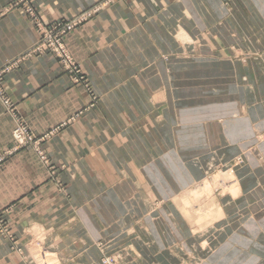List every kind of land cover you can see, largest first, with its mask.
<instances>
[{
    "label": "crops",
    "instance_id": "0c3cea01",
    "mask_svg": "<svg viewBox=\"0 0 264 264\" xmlns=\"http://www.w3.org/2000/svg\"><path fill=\"white\" fill-rule=\"evenodd\" d=\"M14 1L0 0V69L39 40L29 16L9 10ZM99 1L32 3L50 25ZM224 1L121 0L77 28L66 44L99 96L93 106L91 93L75 86L50 54L27 58L6 74V91L37 136L70 123L44 144L58 181L31 149L0 164V210H8L18 248L25 252L29 238L41 231L62 264H101L95 243L109 241L106 250H116L124 238L131 245L127 264L134 252L139 262L169 264L176 256L173 236L168 241L167 214L157 212L168 199L175 202L215 172L233 168L232 160L247 155L252 144L249 161L264 169V139L257 140L264 132V0H232L230 12ZM221 43L242 50L246 45L245 51L261 57L217 61L210 54ZM188 50L195 55L187 57L190 63L184 60ZM185 68L192 72L184 74ZM187 76L195 84L184 85ZM15 123L0 99V155L12 146ZM239 181L234 196L246 200ZM144 235L154 242L136 239ZM12 247L0 238V264H27ZM206 253L209 264H264L259 245L251 252L214 245Z\"/></svg>",
    "mask_w": 264,
    "mask_h": 264
},
{
    "label": "rangeland",
    "instance_id": "374dc122",
    "mask_svg": "<svg viewBox=\"0 0 264 264\" xmlns=\"http://www.w3.org/2000/svg\"><path fill=\"white\" fill-rule=\"evenodd\" d=\"M29 1L32 7L34 8L40 22L44 24L41 21V18L34 7L32 0ZM118 1L121 0H101L95 6L85 10L84 12H82L81 14H79L74 18L58 19L52 22L50 25L55 26L58 21L61 22V21H68V20L82 18L84 21L82 22L81 25L77 27L79 28L80 26L88 22L91 18H93L95 15H97L99 12H101L103 9ZM223 5L225 6L228 12L232 10V0H225L223 2ZM19 8L22 9V11H24L27 14V16H29L31 22L36 27L34 23L35 18L30 17V15H28V13L26 12L23 6ZM9 10H12V8L10 7ZM50 25H45V26H50ZM179 25L180 24L177 25V28L179 27ZM74 31L67 34L64 41L65 49L73 62H71V64H66V66L63 65L60 60L59 63H61L63 70L69 76V78L71 79L72 83L75 86H82L91 93L92 95L91 105L93 106L99 99V96L96 95V92L93 91V87L89 78L86 76V74L83 73L80 65L75 61V59L69 52V49L66 44L67 37ZM215 32L217 33V36H220L223 39L219 30ZM175 33L176 32H174V34ZM179 33H180V29L176 33L177 36ZM202 35L204 36V33L200 34V36ZM200 36L196 37V39L199 37L196 40L197 43L196 45L199 47L203 45L202 40L204 39L203 36L202 38ZM205 36L206 37L208 36L210 37L211 40H213L211 37V33L209 34V32L208 33L205 32ZM210 39L208 40L210 41ZM187 42L188 41L185 40V43ZM34 47L31 50H29V52H27L24 56L29 54L34 49ZM247 47L248 46L245 45L244 48L246 49ZM244 48L242 50L241 48H237L236 46H231L228 44L224 45L221 43V45H219V48L214 49L213 54H210V56L214 57L215 59H219L217 61H221L228 58L231 59L232 61L247 60L250 55L261 57L260 53H256V52L250 53L253 50L248 49L245 51ZM203 53H207V52L204 50ZM40 55H44V54H38L35 56H40ZM181 55H183V53ZM188 56L195 57L194 53H192L191 50H188V52H186V54L184 55V60L185 61L187 60V62L191 61L190 58H187ZM27 58H31V57H26L25 59ZM25 59H22L20 62H22ZM191 72L192 71L190 68L184 69V74H189ZM188 78L190 79L191 76L190 77L187 76V79L184 77V85L186 84L188 85L192 83L195 84V81L191 82L189 81ZM263 82H264V78H263ZM7 112L11 115V113L8 110ZM69 124L70 123L66 122L52 129L50 132L40 135L38 137H45V135L53 132L52 136L46 141L48 142L52 137H54L57 133H59L63 128L67 127ZM15 129H16V123H15ZM263 139H264V132H262L261 135L258 134L257 136L258 142L259 141L261 142ZM44 144L42 146L43 151H45ZM14 146H15V142H14V132H13V143L11 148H9L7 151H12L14 149ZM255 147L256 144L254 145L252 144L248 146V150H247L248 154L250 152H254ZM27 149H31V148H27ZM248 154L246 155V153L245 154L243 153L235 157L231 162L233 168L230 167L229 168L230 170L228 169L225 171L223 170V171L215 172V174L213 173L214 175L211 176L208 180L201 182L196 187L194 186L193 188L187 189L182 196H180L178 199L175 200V202H171L170 199H168L165 207H162L161 211H157L160 215L163 216L167 214V219L165 220V224H167V230L169 234V237H167L168 241L173 236L172 240L170 241V245L172 246L171 250L174 251L176 256L174 257L175 259H172L171 260L172 262H170L169 264H197L198 262L202 264H209L207 262L208 257L206 251L210 250L211 248L213 249L214 245L224 246L226 244L228 247L230 245V246H234L236 249L244 248L248 252H251L257 245L264 246V220L261 217L262 212L264 210V191H262V187L264 188V169L259 168L260 163L251 164V160L249 161ZM13 155L9 157H12ZM37 156L40 162L45 166V168H47L51 172L52 176L55 177V180L58 181L59 180L57 178L58 169H56L57 167L52 163V160L48 156V154L46 153V157L49 162L47 161L46 158L43 159L42 156H39L38 154ZM229 173H231L234 176L233 177L234 184H238L239 180L243 184L244 187L243 195L244 193L245 194L247 193L248 196L246 200L242 199V201L241 200L238 201V198L236 199L234 195L227 192V188L224 189V187L231 184V181L226 180L225 183V181L223 180V177L224 176L228 177ZM259 179L261 181H259ZM259 184H262L261 188ZM215 201L217 205L216 203L214 205ZM219 201L220 203L221 202L227 203V205L222 206L218 204ZM158 204L159 202L156 203L155 207L153 206V208H155V211L156 208L158 207ZM202 204L204 205L203 207ZM207 204L209 209L206 210V212H201L205 209V206ZM175 209L177 211H175ZM221 210H224V213L228 218L226 219V222H228L226 226L223 225V223H220L221 222L220 218L222 214ZM0 211H2L5 216V217L2 216L3 221L0 222V238H2L4 241H7V243L11 244V247L13 246L12 247L13 251H18L19 254L24 256V259L27 262V264H62V260L60 259L58 254L52 252L47 246L48 235L46 232L42 233L41 231L40 232L37 231V233L31 236L23 248L25 252L22 249L18 248L17 247L18 243L16 242L17 238L11 228L10 219L7 216L8 210H0ZM175 217H177V220L175 219ZM132 223L142 227L139 224V221L137 220H133ZM146 227H147V223H146ZM227 228L229 229L225 230ZM133 229H129L125 231V234H130L133 231ZM123 239L124 238H120V240L118 241V244L121 245L116 250H111V249L106 250V247L109 246L108 244L109 241L105 242L99 240L95 243L97 247L101 249L100 258H99L101 264H127L125 262L126 256L128 254L127 251L129 252L131 245L127 244V242H124ZM136 239H140L146 242L148 241L154 242L153 237L151 239L149 236L146 235H144L143 238H139V236H136ZM125 244H127V246H125ZM154 245L152 244L151 246ZM195 245L201 248L197 252L195 251L196 250ZM202 249L206 250L205 254L202 253L203 251ZM138 254H139L138 252L129 254V256H132L134 260V261H130V264L132 262H134L133 264H148L146 260L139 262L140 256ZM235 255L238 257L237 262H239V260L243 261V258L239 259V255L237 253H235Z\"/></svg>",
    "mask_w": 264,
    "mask_h": 264
},
{
    "label": "built area",
    "instance_id": "2783aa9c",
    "mask_svg": "<svg viewBox=\"0 0 264 264\" xmlns=\"http://www.w3.org/2000/svg\"><path fill=\"white\" fill-rule=\"evenodd\" d=\"M21 6L25 8L30 17L35 18L34 23L39 33V41L29 54L0 69V99L6 106V109L11 113V115L15 117L16 122V129L14 131V149L12 151H6L2 153L0 155V163L4 162L9 156L15 154L16 152L27 148H31L39 156H42L43 159H47L46 153L45 151H43L42 146L53 134V132H51L45 135V137L36 136L30 129L26 120L18 114L17 106L8 95L4 85L6 74L9 73L12 69L16 68L22 59L38 54H51L52 56L60 60L63 65L66 66V64H71V62L73 61L65 49L64 41L67 34L74 31L84 21L82 18H79L68 21H58L55 26H45L40 22L29 0H16L11 8L14 9ZM2 216H4V213L0 211V222L3 221Z\"/></svg>",
    "mask_w": 264,
    "mask_h": 264
},
{
    "label": "bare ground",
    "instance_id": "6f19581e",
    "mask_svg": "<svg viewBox=\"0 0 264 264\" xmlns=\"http://www.w3.org/2000/svg\"><path fill=\"white\" fill-rule=\"evenodd\" d=\"M181 35H183V37H185L186 39H187V37H188V34L186 33V32H184V30H183V33L181 34ZM234 176L231 174V173H229V176L227 177V176H224L223 177V180L225 181V183H226V180H229V181H231V184L230 185H228V186H226V187H224V189L225 188H227V192L228 193H231V194H233V195H237V194H239V188H238V186L237 185H235L234 184V182H233V180H234V178H233ZM204 196H205V194H204ZM204 196H203V198H204ZM201 203V202H200ZM206 203V202H205ZM215 203H216V201L214 202V205H215ZM209 205H212V204H209ZM216 205H217V203H216ZM204 205L202 204V207H203ZM209 209V207H208V204L205 206V209L203 210V211H201V212H206V210H208ZM221 212H222V210H221ZM218 213H220V212H218Z\"/></svg>",
    "mask_w": 264,
    "mask_h": 264
}]
</instances>
